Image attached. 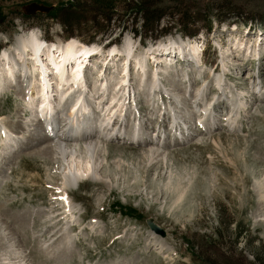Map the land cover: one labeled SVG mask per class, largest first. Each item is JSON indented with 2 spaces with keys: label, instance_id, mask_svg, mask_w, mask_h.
<instances>
[{
  "label": "rangeland",
  "instance_id": "obj_1",
  "mask_svg": "<svg viewBox=\"0 0 264 264\" xmlns=\"http://www.w3.org/2000/svg\"><path fill=\"white\" fill-rule=\"evenodd\" d=\"M79 1L98 5L96 0ZM137 1L126 0L124 5L132 6ZM75 2L0 0V55L14 48L17 37L33 33L49 44L75 39L82 45L99 48L102 60L109 50H119L122 54L114 62L116 70L123 66L127 46L132 56H141L158 43L177 37L198 46L199 58L191 59L193 62L189 58L181 60L178 53L165 50L161 56L175 57L171 64L176 66L166 72L160 65L158 69L154 67L147 55L145 73L150 80L155 68L162 85L155 97L147 96V81L142 91L137 89L140 76L135 62L131 65V90L137 91L133 105L130 102L128 106L133 116L124 122L125 129L134 131L130 120L135 117L139 120L136 122L141 142L152 137L165 151H155L151 161L148 148L109 140L102 170L108 182L84 180L79 186H69L68 192L64 190L72 202V215L63 201L60 163L37 152L43 136L38 137L39 130L32 126L34 116L15 91L4 88L3 92L0 88V117L16 140L12 147H4L0 140V264L7 262L3 258L7 253L19 262L20 249L28 264L263 262L264 26L254 22L264 21V0H162L167 3L165 10L170 17L164 18L153 34L131 20L129 28H143V33L135 37L131 29L121 40L119 21L127 16V8L121 5L113 27L105 26L111 35L97 28L95 22L103 13L94 11L84 14L80 38L67 33L50 13ZM176 2L192 4L197 10L194 25L177 28L182 17L173 16L171 8ZM210 3L219 15L212 21V34L204 27L206 11L203 12ZM33 4L53 10L31 14L28 9ZM199 6L202 8L198 10ZM98 62L94 60V66L89 68L90 83L104 79L103 74L96 76L100 74L96 72L101 66ZM112 69L110 65L109 71ZM116 70L113 69L115 79L110 78V87L119 78ZM143 91L145 95L140 96ZM238 99L247 104L244 110L239 109ZM182 194L184 199L179 201ZM155 226L164 231V238L156 236L151 229ZM240 231L244 234L236 240ZM12 232L15 235L11 236ZM65 233L71 236V242ZM13 240L18 247L10 249Z\"/></svg>",
  "mask_w": 264,
  "mask_h": 264
},
{
  "label": "bare ground",
  "instance_id": "obj_2",
  "mask_svg": "<svg viewBox=\"0 0 264 264\" xmlns=\"http://www.w3.org/2000/svg\"><path fill=\"white\" fill-rule=\"evenodd\" d=\"M186 42L181 37L171 38L151 47L147 50V54L141 56H132V50L127 46L123 50L126 55H121L122 57L124 56L121 70L118 68L116 70V65H114L117 57L122 54L119 50H109L106 58L102 60L99 48L82 45L75 39L58 45L49 44L40 41L39 36L37 37L33 33L17 37L14 48L5 50L0 55V88L2 87L3 92L5 89L11 92L15 91L34 116L32 126L36 127V131L39 130L37 136H43L42 140L44 143H38L36 147L40 146V148L38 150L36 148V150L41 156L51 157L54 162L60 163L59 174L64 181L63 193L69 186H79V183L84 180L108 182L102 173L106 163L105 156L108 153L106 149L107 142L115 134L116 127H119L118 132L121 133L126 130L124 122L119 125V120L122 118L126 108V101L128 98L134 100V93H136L137 89L142 91L141 87L144 88L146 81L149 89L147 96L151 97L154 95L155 97L162 89L159 73L154 71L155 68L151 71L154 76L150 80V76L145 73L147 70V55L148 59L151 58L150 62L154 63V67L158 69L160 65L168 72L173 70V67H176L171 64L172 62L175 63V57H162V52L165 50L168 53H178L181 60L183 58L188 60L189 58V61H191V59L197 60L199 58L198 46L196 48L191 44V41L190 43ZM97 56L100 57L99 62L97 61ZM94 60L96 63L101 64V66L96 68H99L96 72L100 73H95L96 76L101 77L103 74L104 79L101 82L94 80L90 83L87 75L91 64L94 66ZM163 60L165 66L162 65ZM189 61L186 62L190 64ZM134 62L140 81L139 88L133 93L131 90V86L133 88L131 65ZM110 65L113 66L117 76H119L112 87H110L109 81L110 78L115 79V74L113 75V69L111 72L109 71ZM56 74H60V77H56ZM107 75L109 77H106ZM218 83L221 84V81H218ZM219 88L221 89V86ZM142 94L145 95V91L140 92L139 95L141 96ZM176 97L179 98L177 95ZM238 101L240 103L239 109L244 110L247 104L243 103L241 99H238ZM119 105L120 110H117ZM130 115L132 116L133 114L130 113ZM180 118L181 120L183 119V117ZM211 120L214 121V118L211 117ZM136 121L135 119L133 123L134 134H131V144H138L148 148L152 158L151 161H153V153L163 150L164 147L160 146L158 141L155 143L152 137L146 142H141L142 135L139 132L141 130ZM200 122L203 123L202 121ZM1 129L6 130L4 135L0 133L1 145L4 147L15 145L16 140L10 143L14 134L8 131L5 119L0 117V132ZM42 144L43 146L41 147ZM119 166L120 164L118 163L117 167L119 168ZM67 192L64 193L65 198L63 200L68 208V213H70L72 210L70 203L72 202H70ZM184 196L185 194H182L179 201L183 200ZM1 229H3V224ZM12 235H15V233L12 232ZM65 237L69 242L72 241L71 236L66 235ZM69 242L67 241L70 245ZM15 246H17L16 241L9 248L14 249ZM17 255L21 258L17 263L12 260L10 253L3 255V258L9 264H28L29 261H27V256L24 254L23 249H20Z\"/></svg>",
  "mask_w": 264,
  "mask_h": 264
},
{
  "label": "trees",
  "instance_id": "obj_3",
  "mask_svg": "<svg viewBox=\"0 0 264 264\" xmlns=\"http://www.w3.org/2000/svg\"><path fill=\"white\" fill-rule=\"evenodd\" d=\"M75 1H76L75 4H69L67 6L58 8L54 12V14L51 13L50 16L53 15L52 19L59 21L62 28L68 31L67 33H70L72 36L75 35V37H79V38H80L79 34L80 32H82L80 31V29L81 27L85 26L86 18L84 14H86L87 12L94 11L93 13L96 14L103 13L104 15L103 14L98 15V19L96 20L95 23L96 25H98L97 28L100 27L102 33H105V35H111V30L107 31L106 29L109 26H112V24L115 23L116 18H118L117 7H120V5L122 7L125 6V8H127V11L124 12V14L127 16L124 17L123 19H120L119 21L120 29L123 31V33L119 32L120 40L123 37V35L126 32L130 31L131 29L134 30L135 37L142 35L143 32H141V30L143 28L141 30L139 29L142 26H144V29H146L147 33L153 34L155 30L158 28V25L161 23V21L166 17H170V15L166 13L167 11L165 10L168 7V6L166 7L167 3L160 2L162 0H139L132 6L124 5V3H126V0H119V2L115 0H96V3L98 4L97 7L90 6V4H87L86 2L84 3L80 2L79 0H75ZM158 1L160 2V4L158 3ZM191 6L193 5L192 4L187 5L176 2L175 6L171 8L173 9L172 12L175 18L182 17L181 20L182 24H176L178 29L185 27L189 28V26H192L196 23L197 20L195 14L197 13V10H194V7ZM200 8H202V6H199V8L197 9L199 10ZM204 10L206 11L205 12L206 21L204 27L207 29V33L212 34L214 29L212 21L213 19L218 18L219 15L216 14L214 4L212 3L208 4L207 8L203 9V12ZM131 20H135L136 23H139L137 24L139 28L137 29H135V27L129 28L128 24L129 22H131ZM254 21L255 20H252V22ZM254 23H259L256 25H260L261 27L264 26V21L262 23L255 21ZM246 24L248 23L246 22ZM105 26H107V28H105ZM170 32H172V30L165 32L164 35L170 34ZM183 32L186 31L184 30ZM197 35L198 34H195V36ZM189 36L193 37L192 33H189ZM103 37L106 36L103 35ZM181 38L185 40L184 37ZM94 40L95 39H93L92 41ZM243 234L244 232L242 231L237 233L236 240L240 239ZM258 264H264V261L262 262L261 260H259Z\"/></svg>",
  "mask_w": 264,
  "mask_h": 264
},
{
  "label": "water",
  "instance_id": "obj_4",
  "mask_svg": "<svg viewBox=\"0 0 264 264\" xmlns=\"http://www.w3.org/2000/svg\"><path fill=\"white\" fill-rule=\"evenodd\" d=\"M28 10L31 14H36L37 12L50 13L53 10V8H49V7L38 5V4H33L30 6V8ZM151 229L154 231L155 234L161 236L162 238H164L166 236L164 231L159 229L157 226H155V228L151 227ZM154 229H156L157 231Z\"/></svg>",
  "mask_w": 264,
  "mask_h": 264
}]
</instances>
